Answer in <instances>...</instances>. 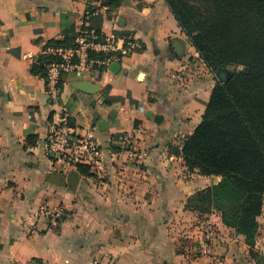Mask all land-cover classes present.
I'll return each instance as SVG.
<instances>
[{
    "label": "crops",
    "instance_id": "0c3cea01",
    "mask_svg": "<svg viewBox=\"0 0 264 264\" xmlns=\"http://www.w3.org/2000/svg\"><path fill=\"white\" fill-rule=\"evenodd\" d=\"M108 1L0 0V264H261L264 206L254 246L218 211L191 206L223 181L190 171L181 153L219 74L165 0ZM85 25L134 32L142 47L103 72L67 73L52 99L40 67L48 42ZM63 118L80 139L93 132L83 170L50 155ZM205 221L214 240L200 253Z\"/></svg>",
    "mask_w": 264,
    "mask_h": 264
},
{
    "label": "trees",
    "instance_id": "16d2710c",
    "mask_svg": "<svg viewBox=\"0 0 264 264\" xmlns=\"http://www.w3.org/2000/svg\"><path fill=\"white\" fill-rule=\"evenodd\" d=\"M118 1L109 0L107 5L114 7ZM165 2L206 65L224 74L212 90L201 123L186 140L182 156L190 171L221 176L222 183L233 185L241 198L232 210L235 222L229 223L222 214L221 218L247 239L253 238L250 245L254 246L264 206V0ZM76 36L77 31L48 44L73 45ZM51 59L52 55L44 56L41 65ZM231 65L242 70L227 69ZM82 166L77 164L81 170ZM216 189L214 185L196 194L211 200L218 198Z\"/></svg>",
    "mask_w": 264,
    "mask_h": 264
},
{
    "label": "built area",
    "instance_id": "2783aa9c",
    "mask_svg": "<svg viewBox=\"0 0 264 264\" xmlns=\"http://www.w3.org/2000/svg\"><path fill=\"white\" fill-rule=\"evenodd\" d=\"M90 12H87V18ZM142 43L134 32L109 33L102 30L96 31L89 25L83 26L77 31L75 43L69 46L50 45L44 51L46 55H52V59L45 63L46 92L48 97L57 99L61 92L59 83L64 75L69 72H103L102 68H108L114 63H121L124 58L131 56ZM123 150H132L133 141L129 136L120 139ZM97 150V144L93 141V132L80 139L63 118L58 123L49 137L50 155L69 167H75L86 159H92ZM55 215L61 217L62 211L56 210ZM214 240V225L210 221L204 222L202 238L200 240V253H207ZM27 264H39L33 260ZM94 264H99L94 261Z\"/></svg>",
    "mask_w": 264,
    "mask_h": 264
},
{
    "label": "rangeland",
    "instance_id": "374dc122",
    "mask_svg": "<svg viewBox=\"0 0 264 264\" xmlns=\"http://www.w3.org/2000/svg\"><path fill=\"white\" fill-rule=\"evenodd\" d=\"M227 69L233 71H240L242 70L241 66L231 65L228 66ZM215 197L218 198H211L208 199L205 197H201V194H195L191 197V206L198 212L200 211H207V210H216L220 214L224 215L226 220L229 223H234L235 216L234 211L238 207L241 202V198L237 195L234 191L233 185L231 183H222L220 182L217 184V189L214 192ZM259 233V228L257 229ZM253 238L247 239V243L250 245L252 244L251 241ZM252 246V245H251ZM256 258H258L261 264H264V255L259 252L253 253Z\"/></svg>",
    "mask_w": 264,
    "mask_h": 264
},
{
    "label": "water",
    "instance_id": "95a60500",
    "mask_svg": "<svg viewBox=\"0 0 264 264\" xmlns=\"http://www.w3.org/2000/svg\"><path fill=\"white\" fill-rule=\"evenodd\" d=\"M116 65H119V63H114ZM113 65V64H112ZM224 74L223 72H219V79L223 78ZM78 182V173L77 171L73 170L71 173H70V177H69V184L75 188L76 184Z\"/></svg>",
    "mask_w": 264,
    "mask_h": 264
}]
</instances>
